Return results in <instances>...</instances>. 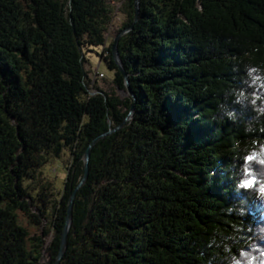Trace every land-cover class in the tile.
<instances>
[{"label":"trees","instance_id":"trees-1","mask_svg":"<svg viewBox=\"0 0 264 264\" xmlns=\"http://www.w3.org/2000/svg\"><path fill=\"white\" fill-rule=\"evenodd\" d=\"M114 3L122 33L136 0H0V264L56 262L85 153L133 107L92 152L62 264H264V0H141L120 41L136 98Z\"/></svg>","mask_w":264,"mask_h":264},{"label":"rangeland","instance_id":"rangeland-1","mask_svg":"<svg viewBox=\"0 0 264 264\" xmlns=\"http://www.w3.org/2000/svg\"><path fill=\"white\" fill-rule=\"evenodd\" d=\"M117 7V12L115 13V26L111 28L110 33L108 34V43L114 44L117 37L121 34L119 31L121 30V25L124 20V15L121 12V4H113ZM89 65L93 67L92 70H98L100 73H103L106 77V80L103 79H96L99 80L98 85L100 88H102L105 91L112 92L114 90L112 81L115 78V72L111 71L108 67V65L100 59V57L97 55V53L91 54L89 56ZM87 69L90 70V67L87 66ZM93 78L94 75H92ZM104 78V79H105ZM123 97H127V95L121 94ZM71 163V156L68 151L64 152L61 159L54 160L51 164L46 166L44 168V176L46 180L49 182H52L55 184L57 194L61 192L64 189L65 180L67 178V174L70 168ZM46 225V223L44 224ZM53 241V236L51 235L46 239V247L48 248L49 245ZM43 264H50V256L47 252V250L44 252L43 257Z\"/></svg>","mask_w":264,"mask_h":264},{"label":"water","instance_id":"water-1","mask_svg":"<svg viewBox=\"0 0 264 264\" xmlns=\"http://www.w3.org/2000/svg\"><path fill=\"white\" fill-rule=\"evenodd\" d=\"M140 5H141V0H136V10H137V15H136V22L135 25L139 22L140 20ZM134 26H132L131 28L123 31L115 40L114 44H113V54H114V58L116 60V63L121 71V73L123 74L125 81H126V85H127V91L126 92H121V94L123 95H127V96H131L133 98H136L134 93L132 92L131 88H130V76L127 73V71L124 68L123 65V61H122V57H121V51H120V41L121 39L126 36L132 29H134ZM94 95V93H93ZM134 110L135 107H133L129 117L125 120V122L120 125L119 127L116 128H111L107 133L100 135L99 137H97L95 140H93V142L90 144V146L88 147L86 153H85V157H84V161H85V173L84 176L81 180V182L79 183V185L76 187V189L74 190L71 198H70V202H69V206H68V213H67V220H66V224L61 236V249L59 252V255L57 257V260L54 264H62V261L65 257V254L68 250V241H69V235H70V231L72 228V224H73V214H74V205L77 199V196L79 194V192L81 191V189L87 184L89 177H90V162H91V157H92V152L94 150V148L96 147V145L102 141L103 139L119 132L120 130H122L126 124L133 118L134 115Z\"/></svg>","mask_w":264,"mask_h":264},{"label":"built area","instance_id":"built-area-1","mask_svg":"<svg viewBox=\"0 0 264 264\" xmlns=\"http://www.w3.org/2000/svg\"><path fill=\"white\" fill-rule=\"evenodd\" d=\"M109 36V35H108ZM109 53L108 52H106V55H108ZM93 75H94V80H96V79H104L105 78V76H104V74H100V72L98 71V70H94V72H93ZM96 92H94V94H95Z\"/></svg>","mask_w":264,"mask_h":264},{"label":"snow or ice","instance_id":"snow-or-ice-1","mask_svg":"<svg viewBox=\"0 0 264 264\" xmlns=\"http://www.w3.org/2000/svg\"><path fill=\"white\" fill-rule=\"evenodd\" d=\"M252 159H253L252 157H249V160H252ZM254 183H255L254 180H247L245 187H251Z\"/></svg>","mask_w":264,"mask_h":264}]
</instances>
